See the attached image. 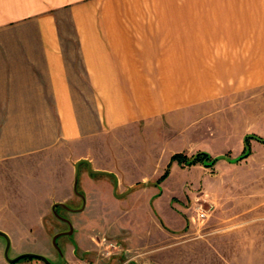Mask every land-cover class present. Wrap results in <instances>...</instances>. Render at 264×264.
Masks as SVG:
<instances>
[{"label":"crops","instance_id":"0c3cea01","mask_svg":"<svg viewBox=\"0 0 264 264\" xmlns=\"http://www.w3.org/2000/svg\"><path fill=\"white\" fill-rule=\"evenodd\" d=\"M243 99L264 102V0H0V211L23 237L54 207H161L156 122L209 116L240 151L264 124V104ZM177 195L171 229L187 223Z\"/></svg>","mask_w":264,"mask_h":264},{"label":"rangeland","instance_id":"374dc122","mask_svg":"<svg viewBox=\"0 0 264 264\" xmlns=\"http://www.w3.org/2000/svg\"><path fill=\"white\" fill-rule=\"evenodd\" d=\"M221 102L223 106L213 115L221 116L222 120L236 106L245 110L253 103L254 108L260 109L259 105L264 104L260 99L258 103L243 99L236 106L229 105L227 100ZM197 116L191 112L178 120L157 121L156 130L151 133L152 140L163 145L166 152L167 163L160 166L161 173L169 168L167 176L170 174L165 193L158 198L161 207H130L131 201L126 203L128 199L123 202L126 206L120 207H74L68 204L57 207V213L52 209L49 219L53 224L47 222L46 226H35L36 234L23 237L13 232L16 224L0 211V222H7L10 230L9 256L18 255L19 249L44 254L54 264H127L130 261L139 264H264V144H252L246 157L231 160L244 150L238 151L232 136L223 138L224 132H232L234 127L229 126L220 133L209 116ZM262 125L257 123L253 131L247 133L251 135L250 140L264 134ZM195 142L200 143L199 148L185 150L187 144ZM198 150L219 156L216 163L211 166L201 163L198 167L185 163L181 169L171 159L172 155L167 158L170 152L192 155ZM99 184L98 180L89 181V186L97 191ZM123 189L116 184L115 194L126 198L131 189L122 193ZM176 193L173 202L177 206V215L183 210L187 220L181 229L167 228V225L175 227L178 223L165 207ZM200 204L208 208V216L204 220H194V209ZM28 208L33 213L40 207ZM66 219L73 231L58 236V248L54 235L69 230ZM134 222L135 227L132 226ZM6 242V237L0 235L4 264L41 261L36 257L8 261ZM72 247L74 254L70 252L69 257L65 256Z\"/></svg>","mask_w":264,"mask_h":264},{"label":"trees","instance_id":"16d2710c","mask_svg":"<svg viewBox=\"0 0 264 264\" xmlns=\"http://www.w3.org/2000/svg\"><path fill=\"white\" fill-rule=\"evenodd\" d=\"M250 136L251 135H246L245 137V147L243 152L235 158H232L231 160H239L243 157H246L250 151H251V146H250ZM257 138L261 141H264V137L263 136H257ZM219 156H214L211 153H209L208 151L205 150H198L197 152L193 153L192 155H187L184 152H176L172 155V160H177L180 163H187V164H196V163H202L205 164L207 166H211L213 164L216 163L217 159ZM170 166V165H169ZM168 170L169 168H167V170L157 179L159 183L160 181H162L164 178L167 177L168 175ZM26 258H31L29 256H24Z\"/></svg>","mask_w":264,"mask_h":264},{"label":"water","instance_id":"95a60500","mask_svg":"<svg viewBox=\"0 0 264 264\" xmlns=\"http://www.w3.org/2000/svg\"><path fill=\"white\" fill-rule=\"evenodd\" d=\"M54 210H55V213H57V207H54ZM67 221L69 222V220H67ZM72 231H73V226L69 222V230L59 231V232H57L54 235V243H55V245L58 247L57 238H58V236L60 234H62V233H71ZM0 234L4 235L6 237V239H7L6 247H5V256L8 259V261L15 262L16 260H18V259H20V258H22L24 256H29V257H36V258L42 259L45 262H47L48 264H54V263H52L50 261V259L46 255L41 254V253H37V252H23V253H20V254L14 256V257H10L8 252H9V249H10V246H11V239L9 238L8 234L5 231H3V230H0ZM62 256H63V254H62ZM127 264H139V263H137L135 261H130Z\"/></svg>","mask_w":264,"mask_h":264},{"label":"built area","instance_id":"2783aa9c","mask_svg":"<svg viewBox=\"0 0 264 264\" xmlns=\"http://www.w3.org/2000/svg\"><path fill=\"white\" fill-rule=\"evenodd\" d=\"M208 216V208L200 204L199 206L195 207L194 209V214H193V219L195 220H204ZM38 263H33V264H48L44 260L40 259Z\"/></svg>","mask_w":264,"mask_h":264}]
</instances>
